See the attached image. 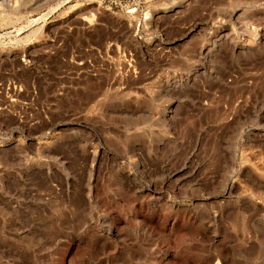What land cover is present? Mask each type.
Wrapping results in <instances>:
<instances>
[{"label":"rangeland","instance_id":"374dc122","mask_svg":"<svg viewBox=\"0 0 264 264\" xmlns=\"http://www.w3.org/2000/svg\"><path fill=\"white\" fill-rule=\"evenodd\" d=\"M252 31L264 0H0V244L20 264H264Z\"/></svg>","mask_w":264,"mask_h":264},{"label":"built area","instance_id":"2783aa9c","mask_svg":"<svg viewBox=\"0 0 264 264\" xmlns=\"http://www.w3.org/2000/svg\"><path fill=\"white\" fill-rule=\"evenodd\" d=\"M250 28L253 29V26ZM259 35L260 36H258L257 33H254V31L248 32V35H245L246 37L244 39L245 40H251V41L255 42V44H256L260 41H263L262 39H264V33H260ZM247 72H249V71H247ZM263 73H264V71H263ZM263 78H264V75H263ZM248 83L250 85L249 79H248ZM257 111L259 112V110H257ZM257 111L255 112V115H258ZM14 228H15V226L11 225L9 218L0 217V230H7V229L13 230ZM6 235H7V237H9V239L11 241H14V239L18 240L20 238L21 239H25V238L27 239V230L24 232H6ZM13 245L15 246L14 247L15 250H17L16 247L17 248L20 246H26L27 247V244H25L23 242L20 243V241H18L17 243L14 242ZM0 256H4V258L0 259V264H20V260L17 258L14 251H11V248H9L5 244H0Z\"/></svg>","mask_w":264,"mask_h":264},{"label":"bare ground","instance_id":"6f19581e","mask_svg":"<svg viewBox=\"0 0 264 264\" xmlns=\"http://www.w3.org/2000/svg\"><path fill=\"white\" fill-rule=\"evenodd\" d=\"M119 92V91H118Z\"/></svg>","mask_w":264,"mask_h":264}]
</instances>
